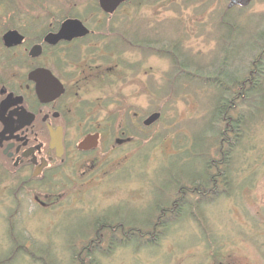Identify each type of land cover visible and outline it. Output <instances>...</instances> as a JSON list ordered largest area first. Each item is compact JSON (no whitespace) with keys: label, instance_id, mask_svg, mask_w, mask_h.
I'll use <instances>...</instances> for the list:
<instances>
[{"label":"rangeland","instance_id":"rangeland-1","mask_svg":"<svg viewBox=\"0 0 264 264\" xmlns=\"http://www.w3.org/2000/svg\"><path fill=\"white\" fill-rule=\"evenodd\" d=\"M15 1L19 12L0 8V36L14 28L33 39L68 13L91 29L101 22V30L104 27L109 34L85 49L92 50V44L105 48L103 44L117 37L110 27L151 41L156 49L137 50L125 44L122 51H113L118 58L100 57L94 51L84 57L99 67L93 76L104 75V80L88 84L89 95L81 101L91 106L86 119L92 117L94 126L104 130L101 145L93 155L75 159V169L56 196H44L35 188L32 196H19L18 201L0 196V257L14 252L13 264H72V256L95 237L91 224L111 212L126 220V228L136 223L135 218L142 220L147 238L157 220L156 201L168 205L181 196L179 187H190L191 177L201 176L203 161L219 159L217 133L224 123L217 126L214 115L220 97L229 100L236 92L237 107L230 117L249 112L237 99L241 95L237 84L230 82L244 79L247 85L251 58L259 54L249 51L257 33L264 32V0H252L241 10L227 9L228 0H130L107 17L92 11L97 0ZM40 1H46L49 12ZM18 62L12 70L16 76L28 65ZM48 63L59 73L50 59ZM178 63L184 65L183 72ZM70 85L78 88L73 81ZM153 112L160 118L142 130L141 119ZM250 112L255 122L244 119L247 135L235 148L232 180L219 184L220 195H187L192 196L184 198L191 214L182 212L157 240L155 235V240L145 242L132 231L137 240L124 245L117 241V231L112 247L91 253V264H264V102L254 104ZM110 118L114 120L107 127ZM67 130L68 137H75L80 126L68 121ZM16 208L23 216L17 219L15 232L5 233V223ZM13 235L17 246L28 241L32 247L15 249ZM99 235L102 242L110 240V232ZM28 250L43 254L45 263L31 261Z\"/></svg>","mask_w":264,"mask_h":264},{"label":"flooded vegetation","instance_id":"flooded-vegetation-1","mask_svg":"<svg viewBox=\"0 0 264 264\" xmlns=\"http://www.w3.org/2000/svg\"><path fill=\"white\" fill-rule=\"evenodd\" d=\"M80 21L89 29L88 34L70 41H59L56 44H48L44 41L45 35L49 32L38 34L33 39L27 40L26 36L19 31L24 36L23 42L9 48L3 45L2 35L0 36V196H13L15 201H18L19 196H25L24 198L32 196L34 188L42 191L44 196H56L69 171L75 169V159L93 155L101 145L104 130L94 126L92 117L86 119L88 108L91 106H87L81 101L82 96L89 95L88 84L90 86L94 79H97L96 82L104 80V75L95 74L93 76L92 72H96L99 67L93 66L92 60H84V57L92 56L94 51L100 57L115 58L117 54L113 51L117 49L122 51L123 49L120 47L126 43H114L111 38L110 43L103 44L107 45L105 48H101L102 46L96 48L97 46L92 44V50L85 49L93 40L102 41L109 34L96 33L82 20ZM58 28L59 26L51 32L57 31ZM34 45H40L41 50L38 55L31 56L30 51ZM114 46L118 48L116 47L114 50ZM16 51L20 54L15 55ZM19 59L28 65L20 76H16L12 70L19 66ZM48 59L52 61L59 73L49 66ZM100 61L106 63L103 60ZM35 69L47 70L60 84L54 97L47 101L40 100L36 93L35 81L28 77L29 73ZM71 81L78 85L77 89L74 90L71 87ZM128 117H130L132 125L133 118L131 115ZM144 119L142 118L141 124H139L142 130L145 128ZM113 120L110 118L106 126L109 127ZM68 121L78 122L80 126L75 137H68ZM130 131L133 135L137 133L134 129ZM125 133V130L121 132L122 135ZM95 134H97L95 147L90 149L78 147L86 136ZM129 134L128 131L127 135ZM53 135L57 141L55 145H52ZM184 197L186 196L184 195ZM187 197L191 198L192 196ZM17 205L18 203H16V207ZM12 215L13 221L10 218L9 224L5 223V233L7 231L15 232L17 219L23 216L19 208H16ZM135 220L137 224L126 228V220L123 217L116 219L111 212V214H105L100 223L97 221L95 224L92 223L91 228H94L95 237L79 248L78 254L73 257L75 264H91L93 259L90 257V253H104V246L112 247V240L102 242V236L96 235L101 232L100 229L103 232L104 230L110 232L111 227L114 228V232L144 231L142 230L143 226L137 221L138 219L135 218ZM159 229V226L155 224L150 230L156 232V240L159 234L163 233ZM143 237L145 238L144 235ZM153 238L149 237V241H153ZM12 239L15 249L27 251L32 247L28 241L25 242V245L28 244L27 248L25 245L17 246V239L14 238V235ZM12 254L5 256L3 254V257H0V264H13L16 256H12ZM28 254L31 261L45 263L42 253L41 256H37L35 251L28 250Z\"/></svg>","mask_w":264,"mask_h":264},{"label":"trees","instance_id":"trees-1","mask_svg":"<svg viewBox=\"0 0 264 264\" xmlns=\"http://www.w3.org/2000/svg\"><path fill=\"white\" fill-rule=\"evenodd\" d=\"M128 1H126L124 4H126ZM39 3L42 5L41 8H43V10H46L47 12H49L50 6L45 5L46 1H43V2L40 1ZM17 4L18 3L15 0L13 1L6 0L2 3V6L0 8L3 11L16 13L21 10V6H18ZM238 9L241 10L243 8L238 7ZM92 11L101 12L97 4L94 7V9H92ZM101 14L103 13L101 12ZM61 15H63V17L61 19L57 18L58 21L55 22L54 27L47 26L43 28L39 34L51 32L55 30L60 25L62 20L69 18L71 16V14H68V13H63ZM103 17H107V16L103 14ZM72 18H76V17H72ZM39 19H40L39 23H43L44 25L45 22L44 21L41 22L42 18H39ZM101 24H102L101 22L97 23L96 24L97 26L93 28V30L96 33L106 34L107 31L106 32L104 31L105 30L104 27L101 30V26H100ZM108 24L109 23H107V26ZM108 31L112 32L111 34L113 33L116 34L117 37L113 38L114 43L118 42L122 44L123 42H125L126 44H128V47L136 48L137 50L143 49L144 47L146 48L152 47V49H156L154 48V45L150 44L151 41L144 42L145 40L144 39L142 40L138 36L137 38L133 37V35L129 36V33H125V32H124V36H121L122 34L118 30H113V28L111 27ZM263 41H264V32L257 33L256 44L252 48H250L249 52H251L252 50H256V51L258 50L259 54L258 56L256 55L255 58H251V62H250L251 71L249 74L250 77L247 78V81H246L247 85L245 84L244 79L243 81H239L238 79V80H234L230 82L231 84H237V87H238L237 93L241 94L237 99L241 100L244 104H246V108L247 110H249V112L247 113V115L241 114L240 116H237L236 118L230 117V112H232L237 107V103H235L236 92L235 94L232 93L233 95H231L229 100L226 99V97H223V96L220 97V102L218 103L215 109V115H214V121L216 122L217 126L219 125L218 123L220 121L224 123V127L223 128L221 127L217 133V138L219 141V147H218L219 159H211L205 163L203 161L204 172H202L201 176L196 174V175H193L190 180L188 179L190 182L189 184L191 185L190 187H185V186L179 187L180 188L179 193H181V196L179 197L177 196V198L175 200H172L171 203H168V205L166 206H161V203H160L161 199H158V202L156 201V206H154L155 209L153 210V212L156 211L157 220L156 222L153 223V225L156 224V226H159L160 232H164L166 229H168L170 225L174 224V222H176L179 219V217L182 215V212L186 211L188 215L191 214L190 206L186 205L187 204L186 202L188 200H184L185 198L184 195L185 196L191 195V194L193 195L195 194L197 196H209V195L214 196L218 194L220 195L222 193V190L218 189L219 184L220 186H222L225 183L231 182L232 180L231 161L233 158V153L235 151L236 146H238L239 141L243 142V139L247 135V131L244 128V121L247 120L248 123L255 122V121H251L252 112H250V109L254 108V104H258L259 102H264V85H263L264 80L261 81V77H263L264 75V44L262 43ZM116 47L117 46H114V50ZM177 65L179 67V70L183 72L182 66L184 65L179 64V63ZM193 65L194 66L192 65L191 66L197 67V65L195 64ZM251 79L253 80V82L250 84L249 82L251 81ZM221 85L223 87L224 84L219 83V86ZM227 95L229 96V94ZM210 169H214L215 173L210 175L209 173ZM176 181L178 180L172 181L173 184H176L175 183ZM139 224L141 226H144L142 221L139 222ZM148 225L149 224H147V226ZM111 228L112 230L108 228L109 230H111L109 239L113 241L114 239H116L115 237L116 232H114L113 227ZM100 231H101L100 233H103L102 229H100ZM80 234H82V231H80ZM139 234L142 235L141 237H143V235L146 236L145 230L142 232H139ZM155 235H156L155 231H152V232L150 231V233H147V238L143 237V240L145 239L146 240L145 242L147 241L150 242L149 237H154L153 239L155 240ZM119 236L120 237L117 238V241L118 242L120 241L121 243H124V244L128 242L134 243L137 240L136 238H134L132 232L123 231V232H120ZM76 255L74 254L72 256V264L76 263L73 260V257H75ZM89 255L91 257V253Z\"/></svg>","mask_w":264,"mask_h":264},{"label":"water","instance_id":"water-1","mask_svg":"<svg viewBox=\"0 0 264 264\" xmlns=\"http://www.w3.org/2000/svg\"><path fill=\"white\" fill-rule=\"evenodd\" d=\"M128 0H97L98 6L102 12L106 14H112L122 3ZM252 0H228L227 9L233 7H246ZM89 29L77 18L64 19L57 31L49 32L45 35L44 41L48 44H56L59 41H70L73 38H78L88 34ZM1 40L3 45L7 48L20 45L24 36L16 29H8L5 31ZM41 50L40 45H34L31 48L30 55H38ZM29 79L35 81V89L38 97L41 101H47L54 97V93L57 88H60V84L52 77L50 72L44 69H35L28 75ZM60 91V90H58ZM160 118L159 112H153L149 114L143 121L145 127L152 125ZM52 145H55L57 141L55 136H52ZM60 141V139H59ZM97 144V134L86 136L83 141L78 145L81 149H90Z\"/></svg>","mask_w":264,"mask_h":264}]
</instances>
